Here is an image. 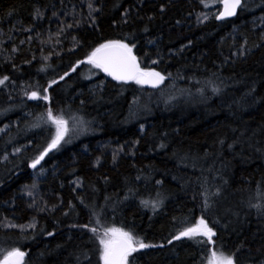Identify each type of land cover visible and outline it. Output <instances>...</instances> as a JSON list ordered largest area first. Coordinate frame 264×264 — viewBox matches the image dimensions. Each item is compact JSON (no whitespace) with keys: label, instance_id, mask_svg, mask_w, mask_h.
<instances>
[{"label":"trees","instance_id":"1","mask_svg":"<svg viewBox=\"0 0 264 264\" xmlns=\"http://www.w3.org/2000/svg\"><path fill=\"white\" fill-rule=\"evenodd\" d=\"M220 5L0 0V263L103 264L99 237L120 228L153 245L128 264H264V0L217 21ZM109 41L165 79L87 63ZM49 109L69 132L33 168ZM201 218L214 243L174 239Z\"/></svg>","mask_w":264,"mask_h":264},{"label":"snow or ice","instance_id":"2","mask_svg":"<svg viewBox=\"0 0 264 264\" xmlns=\"http://www.w3.org/2000/svg\"><path fill=\"white\" fill-rule=\"evenodd\" d=\"M221 3L223 4V11L219 13L217 18L234 15L237 7L241 5V0H221ZM87 63L102 69L117 81H134L137 84H151L155 87L165 79L159 72L141 69L136 57L132 54V48L120 41H109L102 44L91 53ZM3 82L0 80V84ZM31 98H37V94L33 92ZM42 98L48 99L47 96ZM47 120L55 125V136L44 153L33 161V168L40 163L48 151L56 148L69 132L68 121L62 116H54L50 109L47 113ZM143 203L147 204L148 202L144 201ZM152 206L155 207V205ZM91 231L96 233L97 229L92 228ZM214 235L213 229L201 218L198 223L185 228L174 239H181L182 237L191 239L196 236H203L207 239L200 242L214 243L212 240ZM171 242L170 240L169 243ZM99 244L102 246L100 258L103 264H128V258L132 253L153 246L145 244L136 239L130 232L120 228H106L103 236L99 237ZM24 255L25 253L19 249H13L4 257L3 264H21ZM208 264H235L234 254L226 255L222 251L213 250L208 257Z\"/></svg>","mask_w":264,"mask_h":264},{"label":"water","instance_id":"3","mask_svg":"<svg viewBox=\"0 0 264 264\" xmlns=\"http://www.w3.org/2000/svg\"><path fill=\"white\" fill-rule=\"evenodd\" d=\"M239 7L240 6H238L237 7V9H236V12H235V14L234 15H232V16H228V17H224V18H217L218 17V15H219V13H221L222 11H223V4L221 3V5H220V9H219V11L217 12V14H216V20L217 21H220V20H223V19H230V18H233L236 14H237V12H238V9H239ZM103 71V70H102ZM106 75H108V73H106L105 71H103ZM156 72V71H155ZM109 77H111L112 78V76H110V75H108ZM145 86H148V87H153L151 84H144ZM158 85V84H157ZM156 85V86H157ZM155 86V87H156ZM3 260H4V258H3ZM3 263V262H2Z\"/></svg>","mask_w":264,"mask_h":264},{"label":"rangeland","instance_id":"4","mask_svg":"<svg viewBox=\"0 0 264 264\" xmlns=\"http://www.w3.org/2000/svg\"><path fill=\"white\" fill-rule=\"evenodd\" d=\"M143 70H146V71H154L153 69H143ZM75 128H77V127H75ZM77 132L78 131H75L74 134L71 136V138H73ZM198 222H199V220L196 223H198ZM197 237L206 238V237H203V236H197ZM2 262H3V259H2V261H1L0 264H3Z\"/></svg>","mask_w":264,"mask_h":264}]
</instances>
